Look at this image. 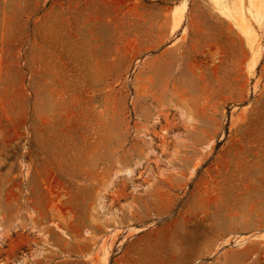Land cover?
<instances>
[{"label": "rangeland", "instance_id": "1", "mask_svg": "<svg viewBox=\"0 0 264 264\" xmlns=\"http://www.w3.org/2000/svg\"><path fill=\"white\" fill-rule=\"evenodd\" d=\"M259 14L0 0V264H264Z\"/></svg>", "mask_w": 264, "mask_h": 264}, {"label": "bare ground", "instance_id": "2", "mask_svg": "<svg viewBox=\"0 0 264 264\" xmlns=\"http://www.w3.org/2000/svg\"><path fill=\"white\" fill-rule=\"evenodd\" d=\"M254 1V0H253ZM227 9V8H226ZM229 9V8H228ZM227 9V10H228ZM224 12H225V10H223ZM229 11H230V9H229ZM184 9L183 8H179V9H176V11H175V13H174V18H175V20L177 21V23L179 24V23H181V21H182V16H183V14H184ZM232 12V11H231ZM230 12V13H231ZM228 11H226L225 12V14H226V16H228L229 18H231L232 16H233V14H230ZM233 13V12H232ZM235 16V15H234ZM255 19L257 20V22H258V25L260 26V27H262L263 25H264V16H262V15H260L259 14V16L257 15L256 17H255ZM177 24V25H178ZM176 25V24H175ZM176 25V26H177ZM244 34H245V36H249V35H251V32L249 31V30H245V32H244ZM260 56H261V54L260 53H258V57H257V59H255L254 60V62H253V64H252V66H251V70H253L255 67H256V65H257V63H258V61H259V58H260Z\"/></svg>", "mask_w": 264, "mask_h": 264}, {"label": "crops", "instance_id": "3", "mask_svg": "<svg viewBox=\"0 0 264 264\" xmlns=\"http://www.w3.org/2000/svg\"><path fill=\"white\" fill-rule=\"evenodd\" d=\"M244 37H248V36H244ZM257 234L258 235L255 237L254 243H258V244L264 246V229L261 231H258Z\"/></svg>", "mask_w": 264, "mask_h": 264}]
</instances>
